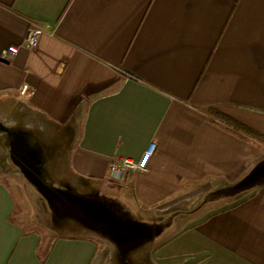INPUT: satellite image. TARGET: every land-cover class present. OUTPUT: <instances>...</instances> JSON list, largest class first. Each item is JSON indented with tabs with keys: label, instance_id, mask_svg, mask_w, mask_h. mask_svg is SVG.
<instances>
[{
	"label": "crops",
	"instance_id": "1",
	"mask_svg": "<svg viewBox=\"0 0 264 264\" xmlns=\"http://www.w3.org/2000/svg\"><path fill=\"white\" fill-rule=\"evenodd\" d=\"M30 28L36 47L0 60V109L50 130L66 173L28 230L0 182V264H105L102 242L150 226L155 264H264V150L209 115L264 138V0H0V54ZM151 144L144 172L110 180ZM228 188L245 196L212 211ZM62 194L128 221L90 232Z\"/></svg>",
	"mask_w": 264,
	"mask_h": 264
},
{
	"label": "rangeland",
	"instance_id": "2",
	"mask_svg": "<svg viewBox=\"0 0 264 264\" xmlns=\"http://www.w3.org/2000/svg\"><path fill=\"white\" fill-rule=\"evenodd\" d=\"M30 121L27 112L0 109V182L8 187L14 197L16 209L11 218L22 230H28L36 219L48 223L50 214L45 204L53 194L52 190L57 189L64 179L67 164L66 154L52 137V132ZM225 191L228 192L226 198L218 194L210 198L217 202L212 211L231 206L245 196L231 188ZM71 199L74 201L71 215L75 218L78 212V217L90 232L99 229L109 231L110 226L102 224L106 221L104 213L115 218L118 216L121 222L127 220L117 209L100 201L73 199V196ZM186 211L193 212L191 209ZM139 231L136 236L126 240L102 242L106 252L105 264H155L152 250L162 239L161 227H143Z\"/></svg>",
	"mask_w": 264,
	"mask_h": 264
},
{
	"label": "built area",
	"instance_id": "3",
	"mask_svg": "<svg viewBox=\"0 0 264 264\" xmlns=\"http://www.w3.org/2000/svg\"><path fill=\"white\" fill-rule=\"evenodd\" d=\"M41 31L36 28H30L26 31L21 43L17 46L8 47L0 54L1 61H9L16 57L20 50L30 51L37 45V40ZM30 90L27 86H22L17 94V99L20 103L28 100ZM155 144H151L145 150L138 160L126 159L120 164L114 165L110 168L109 178L113 182L121 181L128 173L144 172L147 168L148 162L154 154Z\"/></svg>",
	"mask_w": 264,
	"mask_h": 264
},
{
	"label": "trees",
	"instance_id": "4",
	"mask_svg": "<svg viewBox=\"0 0 264 264\" xmlns=\"http://www.w3.org/2000/svg\"><path fill=\"white\" fill-rule=\"evenodd\" d=\"M209 115L213 117V119L221 122L226 127V129H228L229 131L231 132L234 131V132H238V133H242L246 135L249 140L256 143L258 146H260L264 150V138L262 136L232 121L231 119L221 115L220 113L216 111H209ZM71 196H72L71 194H62V198L69 203L73 202L71 199ZM73 199H76V198L73 197Z\"/></svg>",
	"mask_w": 264,
	"mask_h": 264
}]
</instances>
